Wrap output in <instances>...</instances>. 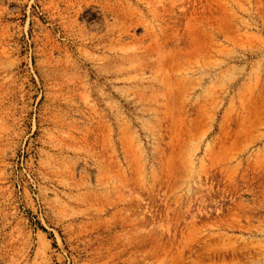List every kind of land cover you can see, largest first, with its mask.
<instances>
[{"label":"rangeland","instance_id":"rangeland-1","mask_svg":"<svg viewBox=\"0 0 264 264\" xmlns=\"http://www.w3.org/2000/svg\"><path fill=\"white\" fill-rule=\"evenodd\" d=\"M0 264H264V0H0Z\"/></svg>","mask_w":264,"mask_h":264}]
</instances>
